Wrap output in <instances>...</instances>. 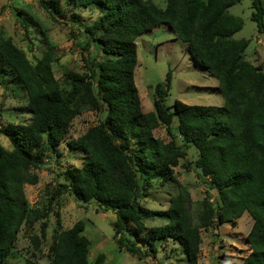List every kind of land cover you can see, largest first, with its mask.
Instances as JSON below:
<instances>
[{
	"label": "trees",
	"instance_id": "trees-1",
	"mask_svg": "<svg viewBox=\"0 0 264 264\" xmlns=\"http://www.w3.org/2000/svg\"><path fill=\"white\" fill-rule=\"evenodd\" d=\"M75 1L78 9L100 12L84 29L100 44L104 56L85 58L84 73L65 69L60 81L53 65L59 57L47 36L44 54L34 62L10 36L0 33V82L8 74L16 77L27 94L31 115L28 122H10L0 130L12 145L5 152L0 142V263L8 255L18 256L24 225L40 222V235L33 234L32 241L41 248L53 199L43 208L30 206L25 185L38 182L36 168L45 163L46 152L60 155L73 120L89 107L101 110L103 118L67 141L83 156L79 167L62 171L63 187H69L80 202H95L98 211L115 212L120 249L145 258L172 242L185 255L186 264H199L202 229L234 224L247 211L253 217L247 235L251 252L243 264H264V68L246 60L248 40L230 39L243 26V19L228 11L239 0H167L165 7L154 0ZM251 3L252 19L264 32V0ZM163 23L187 44L196 63L218 79L222 106L181 100L168 105L169 70L155 87L153 109H143L135 83L137 39ZM159 127L166 129L168 140L155 135ZM191 147L198 152L195 167L218 192L216 201L208 197L201 201L198 213L189 188L174 173ZM153 179L176 184L166 210L141 203L144 185H151ZM154 217L165 223L148 226L146 221ZM85 228L80 219L57 231L49 262L26 257L24 264H91V240ZM106 259L100 253L94 264H107Z\"/></svg>",
	"mask_w": 264,
	"mask_h": 264
},
{
	"label": "rangeland",
	"instance_id": "rangeland-1",
	"mask_svg": "<svg viewBox=\"0 0 264 264\" xmlns=\"http://www.w3.org/2000/svg\"><path fill=\"white\" fill-rule=\"evenodd\" d=\"M154 1L162 7L167 3V0ZM75 6V0H0V33L10 36L34 62L43 56V41L47 36L55 45L59 59L53 63L54 71L62 81L65 78V69L67 72L84 73L87 70L85 58L104 56L100 44L84 29V25L94 22L100 12L95 8L78 9ZM50 11H53L56 19ZM228 11L243 19L242 28L230 39L248 40L246 60L264 68V32L258 30L257 23L252 19L254 10L251 0H239ZM75 13H79L81 18H76ZM137 44L135 83L145 111L153 109L155 87L166 79L169 70L172 73V82L166 97L168 105H172L175 100L197 105L224 104V97L217 90L218 79L196 63L187 50V44L176 37L168 24L163 23L144 32L137 39ZM27 106V94L21 91L16 77L12 74L4 76L0 82V130L10 122H28L31 115ZM102 118L101 110L85 107L73 120L69 133L60 145V155L46 152L45 163L36 168L38 182L26 184L25 192L30 206L43 208L49 199H53L47 236L41 239V248L36 249L32 235H40V222L31 226L24 225L16 246L18 256L8 255L0 264H24L26 257L41 263L49 262L55 233L71 228L80 219L86 222L84 233L91 240V264H94L100 253L106 254L107 264H186L185 255L172 242L159 247L156 255L150 254L145 258L120 249L115 239V212L98 211L95 202H80L69 187H63L65 182L61 176L62 171L68 167H79L83 156L80 151L70 147L67 141L84 134ZM177 121L176 117L173 128ZM155 135L169 139L164 127L157 128ZM178 140L181 143V139ZM0 142L5 152L12 150L11 142L5 134L0 133ZM187 153L186 158L181 159L179 165L174 167V173L175 178L189 188L192 207L198 213L202 209L201 201L206 197L216 201L218 192L195 167L193 161L198 155L197 150L191 147L187 149ZM143 193L141 203L146 207L166 210L170 205L171 195L176 193V184H162L160 179H153L151 185H144ZM146 223L148 226H155L164 224L165 220L154 217ZM252 225L253 217L246 211L234 224L227 222L216 229H202L199 264H243L251 252L247 235ZM148 247L147 244L145 248Z\"/></svg>",
	"mask_w": 264,
	"mask_h": 264
}]
</instances>
